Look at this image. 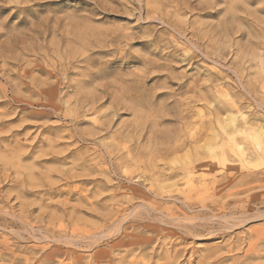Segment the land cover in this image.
<instances>
[{
	"label": "rangeland",
	"instance_id": "rangeland-1",
	"mask_svg": "<svg viewBox=\"0 0 264 264\" xmlns=\"http://www.w3.org/2000/svg\"><path fill=\"white\" fill-rule=\"evenodd\" d=\"M255 132L264 0H0V264H264Z\"/></svg>",
	"mask_w": 264,
	"mask_h": 264
},
{
	"label": "bare ground",
	"instance_id": "bare-ground-1",
	"mask_svg": "<svg viewBox=\"0 0 264 264\" xmlns=\"http://www.w3.org/2000/svg\"><path fill=\"white\" fill-rule=\"evenodd\" d=\"M235 116H234V114H230V115H228V117H227V119H226V125H228V124H232V125H234V123H235ZM248 136H249V138L251 139V141H252V143H253V145L257 148V151L260 153V155L258 154V156L260 157V160H264V142H263V137H262V134L261 133H259V132H255V133H248ZM241 145H236V147H237V150L241 153L240 155H242L243 157L242 158H244V160L246 161V162H250V160L249 159H247L246 157H245V152H244V150L240 147ZM236 150V151H237ZM213 154V157L216 155L215 153H212ZM251 163V162H250ZM200 166V165H199ZM196 167V166H195ZM189 183H191V181L189 182ZM192 183H193V181H192ZM194 184V183H193Z\"/></svg>",
	"mask_w": 264,
	"mask_h": 264
}]
</instances>
